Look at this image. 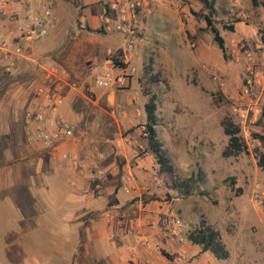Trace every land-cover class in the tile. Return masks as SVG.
<instances>
[{"label": "rangeland", "instance_id": "374dc122", "mask_svg": "<svg viewBox=\"0 0 264 264\" xmlns=\"http://www.w3.org/2000/svg\"><path fill=\"white\" fill-rule=\"evenodd\" d=\"M169 2L177 4V23L169 30L158 31L153 22L142 28L135 20L131 25L134 46L130 50L125 49L127 35L119 33L121 45L116 39L107 43L104 40L107 34L98 28L95 34L98 38L88 45H73L78 40L75 35L62 39L61 55L84 73L93 92L100 89L94 86L93 78L106 69V57L107 65L111 62L116 68H134L124 87L107 88L113 96L110 102L107 97L106 103L107 136L127 143L125 138L133 134V155L146 150L140 130L147 96L142 93L139 80L145 65L151 67V74H158L159 80L147 85L156 94L157 136L177 175L193 177L195 186L190 194L183 196L175 189H166L155 175L153 193L169 191L170 196L164 201L178 209L183 230L191 229L203 218L218 231L228 251L226 259H216L205 251L203 255L198 252L185 256L183 262L264 264V80L255 91L261 109L258 120L241 126L234 110L239 105L236 99L249 63L244 54L256 50L254 45L264 36V0H214L217 20L226 17V12H234L244 21L236 24L233 31L218 24L224 55L212 40L202 18L204 9L198 1L165 0L164 3ZM180 8L185 9L186 17ZM109 35L115 38L114 33ZM22 82L33 86L38 80L29 78ZM75 106L87 116L83 100H77ZM92 114L93 111L90 119ZM224 116L238 126V135L245 145L236 155L222 154L227 142L220 125ZM89 128L81 126L86 133ZM9 133L6 137L0 135V264H40L48 257L56 258L62 239L57 222L51 226L45 224L39 217L40 209L27 205L23 191L8 188L19 179L15 177V180L13 169L27 167L23 157L28 151L26 134L20 128H11ZM115 145V142L107 144V155L116 151ZM255 187H258L256 198ZM10 194L18 196V204L13 203L12 208L8 203ZM25 212L33 215L25 218ZM85 241L81 235L79 264H109L107 254L88 256Z\"/></svg>", "mask_w": 264, "mask_h": 264}, {"label": "crops", "instance_id": "0c3cea01", "mask_svg": "<svg viewBox=\"0 0 264 264\" xmlns=\"http://www.w3.org/2000/svg\"><path fill=\"white\" fill-rule=\"evenodd\" d=\"M45 1L51 3L48 33L15 57L9 71H4L3 65L10 57L0 52V135L6 137L15 127L25 133L23 111L31 102L36 84L27 85L22 81L30 78L40 83L44 70L50 67L55 69L53 84L62 97V103L53 114L66 119L75 128L73 139L50 148L26 137L28 151L23 158L27 167L13 169L14 178L19 179L15 178L16 181L8 186L23 191L27 205L40 209L39 217L45 224H58L62 240L56 258L46 256L49 259L40 264H63L65 261L79 264L81 235L86 240L88 256L107 254L109 264H185L178 260L181 253L184 257L198 252L203 255L206 252L197 244L188 240L179 244L156 224L155 215L166 207L179 213L176 207L169 206L172 203L157 199L142 202V195L153 194V177L157 175V165L146 139L143 154L133 155V134L125 138L129 143L107 136L106 103L107 97L111 101L113 93L107 92V88L91 91L84 73L61 55L62 39L75 35L78 40L73 45H88L98 38L95 37L98 28L107 34L104 39L107 43L116 39L121 45L120 32L115 27L126 26L125 1L12 0V9L36 8ZM164 2L144 1L136 13L137 24L145 28L148 22H153L158 31L169 30L177 23L175 11L178 7L174 2ZM180 10L186 17L185 9ZM242 22H235L234 28ZM16 26L14 23L10 28L15 31ZM0 29L6 30L5 27ZM109 33H114L115 38L108 36ZM105 65L107 67V57ZM77 100L86 104L87 116L76 108ZM84 125L90 127L87 133L81 130ZM112 142L118 148L107 155V144ZM95 167L103 174L97 175ZM127 167L133 172L131 180H126L124 175ZM17 197L8 196L11 208L13 203L18 204ZM31 215L33 213L25 212V218ZM160 249L170 254L169 257L162 255Z\"/></svg>", "mask_w": 264, "mask_h": 264}, {"label": "built area", "instance_id": "2783aa9c", "mask_svg": "<svg viewBox=\"0 0 264 264\" xmlns=\"http://www.w3.org/2000/svg\"><path fill=\"white\" fill-rule=\"evenodd\" d=\"M126 5V26H116L115 30L123 33L125 38V49L130 50L134 46L132 22H134L137 11L146 0H124ZM161 1V0H160ZM51 3L48 1L40 3L36 8H26L23 11L12 9V0H0V52L7 59L3 65L4 71L14 64V58L22 54L30 44L43 38L51 25ZM17 23L16 30L13 31L11 24ZM17 31V33H16ZM256 50L246 51L244 56L249 61L242 77L240 93L237 97L236 114L237 121L244 126L245 123H254L260 116L261 109L255 98V91L264 80V36L258 44L254 45ZM260 61V62H259ZM134 70L130 68H116L110 62L105 70L93 78L94 86L98 88L124 87L129 77V72ZM55 69L53 67L44 70L43 78L37 83L32 92L31 102L23 111V123L26 137L30 141L40 143L46 148L53 147L55 144L73 139L75 128L66 119L55 115L57 107L62 103V97L58 89L54 86ZM141 125V136L145 138ZM129 143L128 139H125ZM75 161V159H72ZM76 165L74 162L73 166ZM97 175H102L103 171L95 169ZM126 180L133 179V172L130 167L124 171ZM88 191V189H85ZM254 198L258 197V187L253 190ZM256 201V199H255ZM155 222L170 238L182 244L186 239V230H183V224L178 213L171 207H166L162 212L155 215ZM190 230V229H189ZM184 256L179 255L178 260L183 261Z\"/></svg>", "mask_w": 264, "mask_h": 264}, {"label": "trees", "instance_id": "16d2710c", "mask_svg": "<svg viewBox=\"0 0 264 264\" xmlns=\"http://www.w3.org/2000/svg\"><path fill=\"white\" fill-rule=\"evenodd\" d=\"M204 9L202 18L205 25L208 27L212 34V40L216 44L217 48L220 49L224 55L225 47L223 38L219 33L218 24L227 31H233L234 23L241 21L233 13L226 12L227 15L220 20L216 19L217 9L214 6V0H196ZM151 67L145 65L143 68V76L139 80L141 90L144 95L147 96L146 101L143 103L144 111V122L143 132L145 133V139L147 142V148L153 156L154 162L157 165V175L162 181L163 186L167 189H175L183 196L188 195L192 192L195 186L193 177L180 178L174 170L171 159L166 155L163 150L162 141L158 138L155 129L156 126V94L147 87L148 84L158 81V74L150 73ZM223 133L227 136V142L222 150L224 156L236 155L245 149V145L238 135L239 128L228 116H224L220 120ZM230 184H233V180L230 179ZM239 191V190H238ZM240 192V191H239ZM170 196L169 191L157 192L148 195H142V202H146L150 199H157L164 201ZM186 239L191 243L197 244L201 251H208L216 259H226L228 257V251L222 243L218 231L212 227L211 224L206 222L205 219L201 218L197 221L196 225L192 227L186 233ZM160 253L166 257L169 255L160 249Z\"/></svg>", "mask_w": 264, "mask_h": 264}]
</instances>
